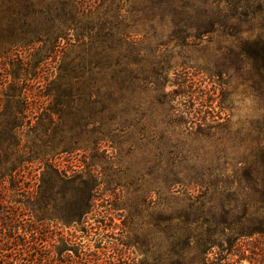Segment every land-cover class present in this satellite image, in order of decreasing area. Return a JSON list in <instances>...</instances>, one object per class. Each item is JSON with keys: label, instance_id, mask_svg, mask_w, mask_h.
<instances>
[{"label": "rangeland", "instance_id": "obj_1", "mask_svg": "<svg viewBox=\"0 0 264 264\" xmlns=\"http://www.w3.org/2000/svg\"><path fill=\"white\" fill-rule=\"evenodd\" d=\"M235 1L248 4L191 0V14L183 15L182 22L156 19L150 32L141 14L143 1L124 3L117 19L121 34L109 65L97 70L86 65L77 82L67 73L59 79L60 57L40 60L46 51L37 55L39 45L19 43L23 36L18 20L31 21L32 5L45 7L54 0H0V229L13 219L17 237L23 239L29 225L47 218L38 234L44 243L35 256L22 253L16 258L0 249V258L32 263L42 255L48 258L46 264H85L81 257L90 264H104V257L116 264H158L160 258L169 262L168 248L159 249L154 227L160 216L191 215L199 201H205L204 210L209 211L210 199L242 209L250 193H241L236 184L232 191L214 189L209 178L207 186L197 180L204 188L191 184L196 169L205 176L213 170L211 146L196 136L199 126L193 122L216 125L230 120L231 130L224 134L231 146L237 131H250L264 117V92L240 55L241 41L264 31V14L250 12L246 17L240 11L232 20L225 8ZM252 2V10L264 7V0ZM218 5L224 10L220 18L226 16L232 28L195 38L204 12L216 13ZM67 49L60 53L69 54V64L78 51ZM69 88L71 98L81 95L80 102L59 112L57 97L66 100ZM39 113L49 116L43 131L58 136L54 147H62L60 134L87 133L90 148L58 154L44 147L33 131ZM203 126L200 130L206 129ZM42 157L60 169L90 171L95 188L91 207L80 221L68 223L62 218L65 207L42 202L43 192L61 199L59 188L52 193L41 182ZM237 188L239 193L233 194ZM238 243L241 246L230 255L225 252L219 264H264L263 238Z\"/></svg>", "mask_w": 264, "mask_h": 264}, {"label": "trees", "instance_id": "obj_2", "mask_svg": "<svg viewBox=\"0 0 264 264\" xmlns=\"http://www.w3.org/2000/svg\"><path fill=\"white\" fill-rule=\"evenodd\" d=\"M128 1L133 0H54V4L45 7L32 5V8L29 7L30 10L32 9V20H18L17 30L23 36L19 43L28 41L33 46L39 45L36 48L37 55L41 56L43 50L46 51L40 60L44 61L52 56L54 59L60 57L61 62L57 64L60 80L63 79L62 74L67 73L75 76L74 79L77 82L81 81V70L86 65L93 66L95 70L109 65L110 53L114 52L117 36L121 34L117 22L120 17L119 12L123 9L124 3ZM141 1L144 6L141 14L147 20L145 25L149 32L155 29L156 19L170 21V24L174 25L176 19L182 22L183 15L191 14V0ZM247 1V5H242L241 1L240 3L235 1L233 5L225 8V11L230 13V19H235L240 11H243L241 15L246 17L250 12L264 14L263 6L258 5L255 10H252L253 4L249 5L251 0ZM220 7L218 5L216 13L204 12L203 18L194 29L195 38L213 34L215 30L225 31L232 28L226 16L225 20L220 18L224 11ZM29 11L26 13L28 14ZM19 15H21L20 12ZM132 22L135 23V21ZM260 24L264 30V15ZM181 32L185 33V31ZM63 42L64 47L61 46ZM67 48L71 50V53L78 51L69 64L65 63L69 54L63 51L60 53L61 49ZM240 55L246 61L245 68H250L249 74L255 77V84L259 90L264 92V31L257 38L242 40ZM51 92L49 94H52ZM68 95L66 100L62 96L57 97L56 105L61 109L59 112H62L64 107L70 110L80 102L81 95H78L76 99L71 98L73 95L71 88L68 89ZM191 102H193L192 95ZM48 117L47 113H39L33 128V131L37 133L36 137L43 142L44 147L51 146L52 151L58 154H71L90 148L89 139H84L87 133L85 135L82 133L60 134L62 147L61 149L54 147L53 144L58 137L56 133L49 135L47 131H43L46 127L44 120ZM200 121L198 119L197 122H193L199 126L196 136L202 137L211 146L213 170L205 176L196 169L191 184L197 185V180H201L207 186L206 178H209L214 189L232 191V186L236 184L241 193L245 195L250 193V197H245L242 201L241 210L238 205L233 207L224 202L211 203L210 199L209 211L204 210L206 202L201 201L200 203L199 201L200 206L191 211V215L165 214L160 216L154 227L159 249L168 248L169 262L166 261L167 258H160L156 260L158 264H219L218 261L223 259L225 252L230 255L236 246H241L238 243L240 240L255 236L264 239V117L257 119L250 131H237L236 142L231 146L227 145V135L224 134L231 130L230 120L216 125ZM209 121L214 123V117ZM203 125L206 129L200 130L204 127ZM38 151H36L37 157L40 156ZM44 159L45 157H42L45 167L42 171L41 182L49 185L52 193L54 189L59 188L61 199L58 201L57 195H47L43 192L42 202L47 205L65 207L66 213L61 216L68 223L80 221L91 207L93 198L92 192L95 185L90 171L75 172L70 171L69 168L60 169L51 161ZM227 181H230L228 182L231 184L230 187L225 185ZM204 185L197 186L204 188ZM237 191L238 188L232 193H239ZM46 220L47 218L43 217L41 221L29 225L23 239L17 237L19 227L12 225L13 219L6 221L7 225L3 223L0 229L2 252L17 255L16 258H21L22 253L27 254L26 256L34 255L37 247L44 243L43 240H39L38 234H40L41 225ZM30 230L32 233L29 232ZM32 236L35 237L34 241ZM214 250H217L215 254L217 257L211 260L209 256ZM190 254L192 255L191 260L188 258ZM104 258V264H116L113 258ZM81 259L85 264L86 262L91 263L89 258L81 257ZM22 261L24 260L4 255L0 258V264H46L48 258L42 255L38 258L36 255L32 263Z\"/></svg>", "mask_w": 264, "mask_h": 264}]
</instances>
